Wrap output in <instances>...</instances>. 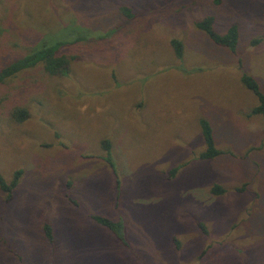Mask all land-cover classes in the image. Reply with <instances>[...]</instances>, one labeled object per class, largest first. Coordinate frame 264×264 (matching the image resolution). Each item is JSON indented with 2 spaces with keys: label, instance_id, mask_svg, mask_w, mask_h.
I'll list each match as a JSON object with an SVG mask.
<instances>
[{
  "label": "rangeland",
  "instance_id": "rangeland-1",
  "mask_svg": "<svg viewBox=\"0 0 264 264\" xmlns=\"http://www.w3.org/2000/svg\"><path fill=\"white\" fill-rule=\"evenodd\" d=\"M207 16L238 27L236 54L195 27ZM66 27L90 34L61 48L65 75L0 88V173H22L9 202L0 191V264H264V119L241 83L264 93V0H0V67ZM201 119L223 151L211 161Z\"/></svg>",
  "mask_w": 264,
  "mask_h": 264
},
{
  "label": "trees",
  "instance_id": "trees-1",
  "mask_svg": "<svg viewBox=\"0 0 264 264\" xmlns=\"http://www.w3.org/2000/svg\"><path fill=\"white\" fill-rule=\"evenodd\" d=\"M223 0H213L215 6H219ZM121 12L127 16L132 17V14L126 7L121 8ZM214 18L211 16L204 17L200 21L194 23L195 27L202 31L206 36L216 45L229 49L233 54H236V47L238 42V27L231 25L224 34H218L213 28ZM58 35L51 36V34L44 35L31 50L13 59L8 64L0 67V88L5 85L9 80L17 77L19 74L29 71L31 69L42 67L43 71L50 76L65 75L70 62L73 57L60 55L61 48L67 45H73L80 41L86 40L90 32L81 28L71 29L66 27ZM171 45L174 50L175 56L178 59L183 57V44L179 40H171ZM242 85L249 90L257 99V105L253 107L249 116H260L264 119V93L260 90L255 79L247 74L241 76ZM28 111L25 108L16 107L11 112V119L16 123H23L28 118ZM201 136L204 143V151L200 153L199 158L201 161H211L223 154L215 145L213 131L210 123L206 119L199 121ZM101 147L105 153L104 160L111 167H114L111 156V146L108 140H103ZM177 168L170 170V177L174 176ZM21 171L18 170L14 173L12 180L7 183L0 173V191L5 195L4 201L7 203L11 200L14 189L16 188ZM213 195H222L225 190L218 185L211 189ZM98 225L108 229L112 232L117 240L127 245L124 235V227L120 221H112L102 216H92ZM44 236L48 242L54 240L50 225L45 224L43 227ZM179 247V244H176Z\"/></svg>",
  "mask_w": 264,
  "mask_h": 264
}]
</instances>
